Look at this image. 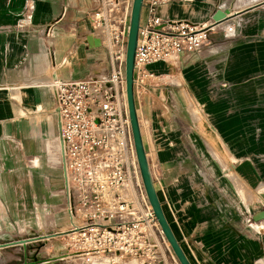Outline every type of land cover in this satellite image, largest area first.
<instances>
[{
  "label": "crops",
  "instance_id": "0c3cea01",
  "mask_svg": "<svg viewBox=\"0 0 264 264\" xmlns=\"http://www.w3.org/2000/svg\"><path fill=\"white\" fill-rule=\"evenodd\" d=\"M26 1L0 0V245L26 239L9 238L7 231L16 223L18 202L34 197L29 176L22 181L26 191L9 189L17 178L4 173L7 139L21 140L26 154L46 143L47 161L54 162L48 141L53 126L57 138L58 129L52 88L44 84L101 72L107 61L101 42L86 43L89 36L98 39L87 19L91 0H32L25 30L17 23ZM217 10L232 16L209 32L200 51L183 54L175 64L148 66L166 80L134 97L136 113L156 195L189 263L264 264V219H252L264 211V0H175L161 6L159 15L202 25ZM226 27L237 36L226 38ZM44 90L50 105L40 94ZM15 95L37 112L50 109L53 126L45 114L20 117ZM64 217L57 218L54 233L69 229ZM14 247L24 262L17 245L0 247V264H7L6 250ZM62 257L26 261L49 264Z\"/></svg>",
  "mask_w": 264,
  "mask_h": 264
},
{
  "label": "built area",
  "instance_id": "2783aa9c",
  "mask_svg": "<svg viewBox=\"0 0 264 264\" xmlns=\"http://www.w3.org/2000/svg\"><path fill=\"white\" fill-rule=\"evenodd\" d=\"M171 1L175 0H143L134 54V97L166 80L148 70L150 64H175L183 54L200 51L214 28L211 22L195 25L162 18L159 8ZM131 3L91 0L87 19L106 49V65L101 72L54 80L52 85L64 170L63 210L86 263L100 259L105 264H179L147 201L130 129L124 66ZM33 9L32 0H27L18 28H30ZM233 34V27L223 30L225 37ZM245 221L251 223L249 215Z\"/></svg>",
  "mask_w": 264,
  "mask_h": 264
},
{
  "label": "rangeland",
  "instance_id": "374dc122",
  "mask_svg": "<svg viewBox=\"0 0 264 264\" xmlns=\"http://www.w3.org/2000/svg\"><path fill=\"white\" fill-rule=\"evenodd\" d=\"M237 36L234 32L230 38ZM228 37V36H227ZM226 37V38H227ZM209 42V38H208ZM207 42V44H208ZM45 85L50 84L52 88L53 79ZM20 91L23 93L24 86H20ZM45 104H51V97L45 90L40 93ZM18 101V115L22 118L28 116V112L34 114H45L53 126V119L50 115V109L46 112H37L35 106L32 107L31 102L25 98L16 97ZM18 98V99H17ZM37 110V111H35ZM40 111V110H39ZM52 138L50 141L49 150L55 161H47V146L46 143L41 149L32 151V153H24V143L21 140L10 137L7 139V156L8 162L4 169L6 176L17 178V182L9 183V189L18 190L19 193L24 189L26 184L22 183L25 178H30L34 197L29 202L24 200L23 204L20 201L16 205V223L12 225V229L7 231L9 238L17 239L19 237L27 238L36 235H50L56 231L57 218L64 217L63 202H62V187L60 177V158H59V143L56 130L53 126ZM23 171V172H20ZM27 176V177H26ZM24 187V188H22ZM19 199V198H18ZM65 218V217H64ZM66 220V218L64 219ZM64 221V223H66ZM68 226V222L66 224ZM69 231V229L67 230ZM83 247L80 242L73 237L60 236L39 241L27 247V260H44L54 256L62 257L49 264H90L86 263L83 256ZM22 250L18 247L8 248L6 250L7 264H20L22 259ZM92 264H105L103 260L94 259Z\"/></svg>",
  "mask_w": 264,
  "mask_h": 264
},
{
  "label": "water",
  "instance_id": "95a60500",
  "mask_svg": "<svg viewBox=\"0 0 264 264\" xmlns=\"http://www.w3.org/2000/svg\"><path fill=\"white\" fill-rule=\"evenodd\" d=\"M143 7V0H132L129 14V25H128V34L126 39V51H125V95H126V104L127 111L130 123V129L133 139V145L135 150V156L137 161V166L141 178V182L143 185V189L147 198V201L152 209L153 215L157 221V224L167 241L174 257L176 258L179 264H190L181 250L176 238L174 237L170 226L164 216V213L161 208V204L156 195V191L154 189L150 168L148 165V161L146 158V153L144 150L142 136L140 132L139 122L136 113L135 99H134V81H133V70H134V54L137 43V34L140 26L141 12ZM255 7V6H253ZM250 7L248 9H252ZM232 16L229 12H224L221 10H217L212 15L211 27H215L227 20ZM207 30V29H206ZM86 43L89 47H99L100 41L98 39H94L92 36H89L86 40ZM57 129L59 130V125H57ZM59 142V150L61 155V141ZM62 173L64 170L62 168ZM253 221H259L264 219V211H261L255 216L252 217ZM71 231H65L60 233H54L50 235H38L32 238L20 239L11 242L4 243L0 245V247L6 246H21L24 250V262L22 264H47L49 261H34L28 262L26 261V249L27 244L31 242L42 241L46 238H55L60 236H66L70 234Z\"/></svg>",
  "mask_w": 264,
  "mask_h": 264
},
{
  "label": "bare ground",
  "instance_id": "6f19581e",
  "mask_svg": "<svg viewBox=\"0 0 264 264\" xmlns=\"http://www.w3.org/2000/svg\"><path fill=\"white\" fill-rule=\"evenodd\" d=\"M53 85V84H52ZM66 236H68V237H71V235L70 234H68V235H66ZM47 239H50V238H46V239H44V240H47Z\"/></svg>",
  "mask_w": 264,
  "mask_h": 264
}]
</instances>
